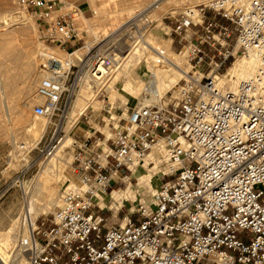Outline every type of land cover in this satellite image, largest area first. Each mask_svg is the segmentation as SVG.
Returning <instances> with one entry per match:
<instances>
[{"label": "built area", "instance_id": "built-area-1", "mask_svg": "<svg viewBox=\"0 0 264 264\" xmlns=\"http://www.w3.org/2000/svg\"><path fill=\"white\" fill-rule=\"evenodd\" d=\"M178 1L162 24L188 70L167 101L104 105L110 133L84 137L70 163L78 182L66 186L50 223L23 239L28 264H264V93L251 82L230 90L216 81L238 56L264 64V0ZM18 4L46 22L45 40L70 54L45 56L36 87L33 114L56 131L81 83L99 90L121 66L123 37L136 22L77 56L79 5L54 15L65 0ZM153 148L159 166L149 159ZM150 165L162 178L153 207L144 202L142 216L106 223L94 209L99 197L121 174Z\"/></svg>", "mask_w": 264, "mask_h": 264}, {"label": "rangeland", "instance_id": "rangeland-1", "mask_svg": "<svg viewBox=\"0 0 264 264\" xmlns=\"http://www.w3.org/2000/svg\"><path fill=\"white\" fill-rule=\"evenodd\" d=\"M67 1L71 4H68L61 10H57L54 15L69 11L72 7L79 5L82 13H80L79 17L77 16V19L83 28L88 27L90 31L87 35L84 31L82 38L77 41V47L82 48L78 52L79 54L86 52L87 48L84 47L86 42H88L90 46L96 44L109 37L113 31L121 28L128 21L135 19L136 25L131 29V32H128V34L123 37L121 45H123L125 52L122 55L124 58L121 66L114 72L113 76L109 78L108 82L97 90V97L92 98L94 101L92 99H90V101L89 99L86 100V103L91 104L77 122L71 123L68 115V119L66 118L67 121L65 119L66 124L64 123L63 125H60L55 131L54 126L50 125L46 119L36 117L33 114V107L37 103L36 87L41 75V64L38 63L37 57L38 52L41 49L46 48V46L52 49L59 48L56 44L45 40L43 37V28L46 24L45 21L38 19V17L31 11L28 12L20 7L18 0H0V46L4 45L6 40L12 41V37L5 39L3 33L11 35L10 33L17 32V42L22 43V41L25 40L30 43L32 48V54L27 58L23 57L22 52L16 47L15 42L11 44V46H14L15 48V53H7V51L0 53V83L4 85L5 97L8 103L7 110H9L8 113L0 100V231L4 232V230H6L7 239L9 240V242L7 240L8 246H6V248L4 247V250L8 251H6L8 255L7 264H28L27 252L21 250V241L19 240V238H22L21 240L25 239L26 235L22 234V236H20L19 225L17 223L15 224V221L18 218L21 217V222L25 218L21 213L25 197L24 190H27L26 192L29 193L28 195L30 197L32 196V201L35 203L36 213L33 218L34 225H29L31 221L28 218L25 220L26 227L25 223H23L22 227H28L30 230V227L32 228V226L41 227L43 224L48 225L53 216V212L61 203V195L65 190L64 187L66 183L73 186V183L78 182V176L70 163L74 160L75 155L80 152L81 143H83L84 137L87 135L103 137L101 132H104L105 134L110 133L108 126H105L104 122L109 119L107 112L102 109L104 105L106 106L105 108L108 109L109 103H127L131 107L138 104H146L143 102V99L147 98L148 95L144 91H141L137 95H131L125 91L124 86V83L131 79L129 73L127 75L125 72V67L132 62L133 57L131 56L134 54L137 44L142 43V45L149 49V51L152 53L155 52L158 55L159 49L167 51L171 56V62L169 61L170 65L172 64L171 66L177 68L176 71L179 70L181 73L178 81L182 78V70H188L189 68L187 61L184 63L178 61V58L185 53H179L176 46L171 43L170 38L164 34V30L166 29L162 24L163 17L170 11L177 9V6L179 5L178 0H167V3L165 2L164 5H169L168 2H170L172 6L170 9L165 10L161 8L164 3L163 1L165 0H160L157 3L160 4L159 7H157L154 0H140V7L136 8L131 13L119 14L114 20H112L111 12L115 9H119L129 0ZM103 3L105 6L101 9L100 6ZM23 10H25V12ZM5 13H9L7 14L9 16L12 14V19H15L6 26V23L2 22L3 24H1V16H3L2 14L5 15ZM84 17L87 18V20L84 19ZM152 38L153 40L158 41V45L152 42ZM115 45L118 47L121 46L119 43H116ZM62 54L65 55L66 53L62 51ZM177 55L179 56L177 57ZM243 57L244 56H238L237 59ZM171 58L173 59L171 60ZM16 59L18 60L17 63H15ZM235 60L231 61L228 68L222 72V75L226 74ZM141 70L142 79L146 80L149 69H147L145 64H142ZM16 75L17 77L14 79ZM28 79L31 80L33 87L30 91L23 92L22 88L26 85ZM83 88L82 90L84 92L86 91L87 95L90 96L87 89L85 87ZM171 88L172 87H170L169 90ZM164 100L167 101V94L164 96ZM94 102L95 105H97L96 107L93 106ZM35 118L37 122L40 120L45 121L46 124H48L45 133L43 132L37 141H34L37 139L34 134L30 133V135L29 132L25 130V126L35 120ZM88 130L91 131V134H87ZM63 137L64 139L62 142H68L62 146V150L57 154L56 160L58 161L55 160V163L56 166L59 165V167L54 168L50 173V182L48 181L46 185H44L42 180L44 175L43 172L49 164L50 158L54 155H48V151L50 146L55 143V145L58 146L57 150H60L59 147L63 144L60 141ZM51 141L52 143H50ZM98 152H100V149H98ZM152 167V165L139 167L138 171L135 173L127 172L126 174H121V178H118L119 184L114 185V190L120 187L123 188L125 182L123 183L122 178L129 175L128 181L131 184V189L128 193L113 205L109 203L108 206L103 209L96 205L94 208L97 213H101L106 218V223H123L125 222L124 218L127 216H142L143 208L141 207V204L144 202L149 208L153 207V191L161 183L162 178L161 174L157 173L159 167L158 169L157 167L151 169ZM141 173H150L153 175V179L157 178L155 179L153 190L148 181L139 180L138 176ZM51 180L57 182L60 201L58 204L49 205V190L47 189H49ZM109 195L110 193L105 197L109 198ZM9 227L10 229L12 228V231L10 230L11 233L8 232Z\"/></svg>", "mask_w": 264, "mask_h": 264}, {"label": "bare ground", "instance_id": "bare-ground-1", "mask_svg": "<svg viewBox=\"0 0 264 264\" xmlns=\"http://www.w3.org/2000/svg\"><path fill=\"white\" fill-rule=\"evenodd\" d=\"M65 1H67V0H65ZM154 1L157 4L160 0H154ZM163 2L164 3L161 6V8H163L164 10L171 8L172 4L170 2H168L169 5H164L165 2L167 3V0H165ZM68 4H71V3L68 2ZM140 5H141L140 4V0H129L128 2L124 3L119 9H115V10H113L111 12L112 20H114L119 14L133 12L136 8L140 7ZM104 6H105L104 3L101 4V6H100L101 9H103ZM159 6H160V4H157V7H159ZM23 11L25 12V10H23ZM172 11H175V10H172ZM7 14H9V13H7ZM7 14L5 13V15L2 14L3 16H1L2 17L1 24L6 23L5 26L8 25V23H10L11 21L15 20V19H12V17H11L12 14L10 16L7 15ZM79 15H80V13H79ZM22 16H24V15H22ZM84 19L87 20V18H85V17H84ZM7 27H9V26H7ZM81 29L85 31L86 35L88 33H90L88 27L83 28L81 26ZM10 34L11 35H8V33H3V35L5 36V39L8 38V37H12V41L6 40V43L4 45L0 46V53L4 52V51H7V53L8 52L15 53L14 46L13 47L11 46V44L15 42L16 43V47L20 49V51L22 52V55H23L24 58H27L28 56H30L32 54V52H31L32 48L30 46V43L25 41V40L22 41V43L21 42L18 43L17 42L18 41L17 32H13V33H10ZM23 34H26V33H23ZM152 42H154V44L158 45V41L157 40H153V38H152ZM89 46H90L89 43L86 42L84 47L88 48ZM46 48L41 49L38 52V56L37 57H38V63L39 64H42L43 60H44V57L47 56V55H50V54H54V55H58V56H69L70 55L69 53H66L65 55H63L62 51L60 49H52V48H50L48 46H46ZM81 49H82L81 47L78 48L75 51L74 54L77 55V56L83 54L84 52L81 53V54L78 53ZM159 52L163 53L162 57L160 55L156 54L155 52L152 53L151 51H149V49L144 47V45H142V43H138L134 54L131 56V57H133L132 62L129 63L127 66L125 64L126 67L124 66L125 67V72L127 73V75L129 73V76H131L130 81H127V82L125 81L126 83H124L125 91L128 92L131 95H137L141 91H144L148 95L147 98L143 99V102L146 103V104H143L145 106L146 105L155 104V102L156 103H160L161 99L166 94V92L169 90V88L173 87L174 85H176L178 79L181 76V73L179 72V70L176 71L177 68H173L171 66L172 64L170 65V62H171L170 61V57H171L170 54L167 51H164V50H161V49H159ZM178 56L179 55H177V57ZM244 58H246V59H244ZM172 59L173 58H171V60ZM158 61H162L163 63L160 64L158 67H156V62H158ZM178 61L181 62V63L186 62L187 58H186L185 54H182L180 56V58H178ZM17 62H18V60L16 59L15 63H17ZM142 64H145L147 69L151 70L155 74V78L153 80H148L147 81V80L142 79V75H141V72H142L141 66H142ZM25 76H23V77H25ZM220 76H222V77H220ZM16 77H17V75L14 77V79H16ZM25 78H27V77H25ZM216 81H217V84L219 86H224V87H226V88H228L230 90H235L239 85H241L244 82H251L254 85H256L257 86V90L263 94L264 93V64H263V61L258 56L254 55V54H250V55H248L246 57H243L241 59H236L233 62V64L230 66V68L228 69L226 74L219 75L217 77ZM32 87H33L32 86V82H31L30 79H28L26 81V85L22 88V91L23 92H28V91H30V89ZM83 87H85L87 89V91L90 94V96L87 95L86 91L84 92L82 90ZM94 97H97V90L95 88V85L91 84V81L89 79H87V81L85 80L83 83H81L80 87L77 89L76 94H75V98H74V100L72 102V105H71L72 108H70V110H69L70 114L68 112V115H69L71 123H75V122H77L80 119L81 115H83V113L86 111V109L91 104V103L90 104L86 103V100L89 99V101H90V99H92ZM0 100H1V103H3V106L6 108V111L8 112L9 110H7L8 109V103H7V101H6L7 99L5 97V89H4V85L1 84V83H0ZM36 100H37L36 102L40 101V99H37V98H36ZM92 100L94 101V99H92ZM95 102H97V101H95ZM95 102L93 103V106L96 107L97 105H95ZM68 115H67V119H68ZM67 119H66V121H67ZM46 121L49 123L48 120H46ZM65 124H66V122H65ZM47 125L48 124H46L45 121H40L39 120L37 122L36 118H35V120H33L27 126H25V128H26L25 130L27 132H29V134L30 133L34 134V136L37 137V139L34 140V141H37L41 137L43 132L45 133V130L47 129ZM64 129H65V126H64ZM63 139H64V137L61 139L60 142H62ZM67 142H64V143L62 142L63 144L59 147L60 150H57L58 146L56 145V146H53L51 148V150L48 152V155H51V154H54V155L50 158L49 164L47 165L45 171L43 172L44 175L42 177V180H43L44 185H46V183L48 181L50 182V177H51L50 173L54 170V168L55 167H59V165L56 166L55 160H56L58 152L62 150V148H63L62 146H64ZM149 156H150L149 159L154 160L156 162V165H157L158 162L156 161V158H155L154 148L151 149ZM56 161H58V160H56ZM157 166H155V167H153L151 169H155ZM137 171H138V169L134 170L133 173H135ZM56 175H58V174H56ZM138 177H139V180H141V181L142 180L148 181L150 183L151 189L153 190L154 184H155V179H157V178L153 179L152 178L153 175H151L150 173H146V174L145 173H141V174H139ZM57 178H60V177H57ZM128 179H129V175L126 176V177H123L122 181H123V183L125 182V186L123 188L120 187L118 189H115L109 195V198H106L105 197L106 195L100 196L99 197V205L102 208H105V207L108 206L109 203L111 205H113L116 202L120 201L126 195V193H128V191L131 189V184L129 183ZM41 183H42V181H41ZM66 186L67 187H69V186L73 187V186H71V184H69V183L67 184L66 183L64 189L66 188ZM44 190H45V186H44ZM47 190H49V192H48V204L49 205L58 204L59 201H60V194H59L57 182H54V181L51 180V183L49 184V189H47ZM26 191L27 190H24L25 197H24L22 211H21L22 216H24L25 218H24V220L22 222H21V217L18 218L15 221V224L17 223L19 225L20 236H22V234L23 235H27L29 233V231H31L32 228L30 226H29L30 227V230H29L28 227L27 228H23L24 226L22 227V225H23V223H25V227H26L25 220H27L28 218L30 219L31 223H29V222H27V223H29V225H32L33 222H34L33 218L35 217V213H36L35 212V203H34V201H32V196L30 197L28 195L29 193L26 192ZM62 196H63V193L61 195V202H62ZM124 220H127V217H125ZM8 229H9L8 232H10V230L12 228L10 229V227H9ZM5 231L6 230H4V232L0 231V264H7V259H8V255H7L8 251L6 250L7 251L6 252L4 250V247L6 248V246H8V243H7V240H8L7 239V232H5ZM21 239L19 238V240L21 241V246H20L21 250L26 251V244L23 243V240H21ZM8 242H9V240H8Z\"/></svg>", "mask_w": 264, "mask_h": 264}, {"label": "crops", "instance_id": "crops-1", "mask_svg": "<svg viewBox=\"0 0 264 264\" xmlns=\"http://www.w3.org/2000/svg\"><path fill=\"white\" fill-rule=\"evenodd\" d=\"M93 132H94V131H93ZM87 134H91V131H90V130H88V131H87Z\"/></svg>", "mask_w": 264, "mask_h": 264}]
</instances>
